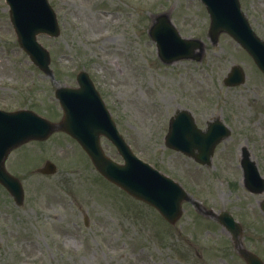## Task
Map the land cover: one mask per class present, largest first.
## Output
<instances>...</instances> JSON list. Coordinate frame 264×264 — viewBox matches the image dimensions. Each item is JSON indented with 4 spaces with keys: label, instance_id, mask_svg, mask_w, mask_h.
Returning a JSON list of instances; mask_svg holds the SVG:
<instances>
[{
    "label": "rangeland",
    "instance_id": "374dc122",
    "mask_svg": "<svg viewBox=\"0 0 264 264\" xmlns=\"http://www.w3.org/2000/svg\"><path fill=\"white\" fill-rule=\"evenodd\" d=\"M48 1L61 34L56 39L40 35L38 41L50 52L53 81L18 47L0 0V107L27 108L51 118L57 112L55 85H71L76 71L89 72L134 154L173 173L206 209L232 213L242 224L246 247L264 260V218L257 203L264 193L248 192L236 167L239 144L252 150L264 170V77L248 56L228 36L217 45L208 42V17L196 0ZM240 2L264 40V0ZM161 12L171 16L183 36L204 42L198 62L159 64L147 31ZM233 64L244 69L247 79L244 86L228 89L222 79ZM179 107L190 109L196 119L223 117L235 128L211 170L184 164L163 147L167 120ZM248 128L255 141L246 139ZM104 143L119 161L114 148ZM46 161L57 171L37 174ZM11 166L20 168L27 201L20 209L6 208L0 190V264H243L222 228L191 206L171 226L144 205L115 201L111 193L116 190L101 182L79 147L63 135L25 145L12 154ZM62 193L78 197L77 216ZM3 213L10 215L8 221Z\"/></svg>",
    "mask_w": 264,
    "mask_h": 264
},
{
    "label": "water",
    "instance_id": "95a60500",
    "mask_svg": "<svg viewBox=\"0 0 264 264\" xmlns=\"http://www.w3.org/2000/svg\"><path fill=\"white\" fill-rule=\"evenodd\" d=\"M201 1L207 6L210 14V35L212 37H216L220 32L224 31L232 35L236 40L240 41L241 44L247 43L250 47L249 50L254 55L257 65L264 70V52L262 48L253 47L252 40H249L250 44L245 42L243 38L244 29L241 19H237L236 21L233 19L236 17L234 14L235 7L233 0ZM237 17H239L238 14ZM166 23L165 18L162 17L154 25L151 31L152 38L159 46L166 44V46H163L164 49L161 50L163 57L167 51H179L180 48L182 49V47H178L182 44L177 43L178 40L174 35V30ZM246 39H249L248 35L246 36ZM25 119L27 120L31 118L23 116L15 121H11L8 125L5 124L6 121L0 119V157L3 156L0 161V171L2 169V161L10 149L29 138H44L45 134L52 130L51 125H48L47 130H45V128L40 130V127H38L36 123L26 125L24 123V121L26 122ZM91 131H93L92 128ZM110 137L117 145L121 155L124 156L126 160H129V162L123 167L116 166L112 162L107 163V165L103 164V166L100 167V172L109 180L122 186L132 195L150 202L153 205L155 204L163 211L167 218H172L173 212L169 213L164 210L175 208L179 204V200L182 198V195L167 181L160 180L159 182L153 174L137 167L135 161L136 159L128 153V150L125 148L121 139L114 130L110 133ZM85 143L93 149V152H97L98 148L95 137L92 141H87ZM95 157L97 158V153L95 154ZM129 165L132 167H129ZM133 167L136 168V170ZM2 178H4V176L0 172V179ZM247 264L261 263L254 256H249L247 258Z\"/></svg>",
    "mask_w": 264,
    "mask_h": 264
}]
</instances>
